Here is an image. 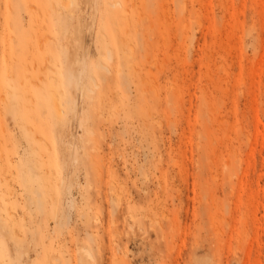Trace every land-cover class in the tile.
Returning <instances> with one entry per match:
<instances>
[{
	"label": "rangeland",
	"instance_id": "1",
	"mask_svg": "<svg viewBox=\"0 0 264 264\" xmlns=\"http://www.w3.org/2000/svg\"><path fill=\"white\" fill-rule=\"evenodd\" d=\"M47 261L264 264V0H0V264Z\"/></svg>",
	"mask_w": 264,
	"mask_h": 264
},
{
	"label": "bare ground",
	"instance_id": "2",
	"mask_svg": "<svg viewBox=\"0 0 264 264\" xmlns=\"http://www.w3.org/2000/svg\"><path fill=\"white\" fill-rule=\"evenodd\" d=\"M111 4H112V5H115L116 3H113V2H112ZM115 6H117V4H116ZM101 67H102V66H101ZM30 81H31V80H30ZM57 81H58V80H57ZM31 83H32V82H31ZM70 85H71V84H70ZM85 86H87V85H85ZM85 86H83V87H84V90H83L84 92H85L86 90H90V88H88L89 86H88V87H85ZM59 90H60V89H59ZM59 90H58V91H59ZM57 93H58V92H57ZM85 93H86V92H85ZM59 94H60V93H59ZM84 95H85V94H84ZM85 96H86V95H85ZM54 99H55V98H54ZM52 107H55V102H52ZM19 109H20V108H19ZM52 109H54V108H52ZM51 111H52V110H51ZM53 111H54V110H53ZM47 116H49V114L46 115V117H47ZM51 116H52V115H51ZM51 116H49V117H51ZM57 116H59V115H57ZM40 153H41V152H40ZM36 160H37V159H36ZM36 169H37V168H36ZM36 169H35V170H36ZM35 172H36V171H35ZM38 173H39V172H38ZM51 173H53V172H51ZM42 174H43V173H42ZM35 175H37V174H35ZM44 176H45V175H44ZM38 179H39V178H38ZM50 181H51V180H50ZM45 186H46V185H45ZM121 186H122V185H121ZM46 187H47V186H46ZM117 187H118V186H117ZM117 187H116V188H117ZM119 187H120V186H119ZM116 188H115V189H116ZM115 192H116V191H115ZM117 195H119V194H117ZM26 198H27V197H26ZM52 198H53V197H52ZM31 199H32V197H30V200H31ZM116 199H117V198H116ZM47 200H48V199H47ZM33 201H34V200H33ZM43 201H44V200H43ZM34 203H35V202H34ZM34 203H33V204H34ZM62 211H63V210H62ZM62 216H63V214H62ZM4 220H5V219H4ZM6 221H7V220H6ZM57 223H58V222H57ZM59 223H60V222H59ZM59 223H58V224H59ZM54 224H56V223L54 222ZM56 225H57V224H56ZM54 227H55V225H54ZM59 228H60V227H59ZM12 236H13V235H12ZM85 252H87V253H86L87 256L90 255V254L88 255L89 250L87 251V250L85 249ZM89 257H90V256H89ZM48 258H49V257H48ZM49 259H50V258H49ZM49 259H48V260H49ZM51 260H52V259H51ZM49 261H50V260H49ZM49 261H47V264H51V263H53V261H52L51 263H50Z\"/></svg>",
	"mask_w": 264,
	"mask_h": 264
}]
</instances>
